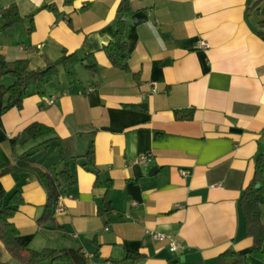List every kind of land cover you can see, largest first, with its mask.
<instances>
[{
    "label": "crops",
    "instance_id": "1",
    "mask_svg": "<svg viewBox=\"0 0 264 264\" xmlns=\"http://www.w3.org/2000/svg\"><path fill=\"white\" fill-rule=\"evenodd\" d=\"M121 1L0 3L23 17L3 27L0 16V60L42 69L78 52L97 63L95 71L78 65L73 85L60 65L47 94L32 85L21 109L3 111L14 78L0 80V161L52 173L68 162L73 179L60 196L59 229L39 223L48 197L34 173L20 167L0 177L6 201L16 192L24 198L12 218L19 241L34 250L81 248L90 264H219L228 249L264 264L251 254L240 202L264 154V0H128V71L106 52ZM192 109V119L175 116ZM33 123L52 131L31 137ZM92 145L93 164L85 156ZM142 154L150 160L139 162ZM98 174L113 182L109 213H100L107 187L95 184ZM151 230L181 247L172 252ZM0 264H19L1 239Z\"/></svg>",
    "mask_w": 264,
    "mask_h": 264
},
{
    "label": "trees",
    "instance_id": "2",
    "mask_svg": "<svg viewBox=\"0 0 264 264\" xmlns=\"http://www.w3.org/2000/svg\"><path fill=\"white\" fill-rule=\"evenodd\" d=\"M2 0H0L1 3ZM262 0L256 2V6ZM133 9L128 0H122L118 7L119 20L116 28V41L106 47V52L112 64L124 71L129 70L128 57L129 46L125 39L126 21L124 16L132 13ZM0 16L5 20L3 27H11L23 20L18 6H10L4 8L0 5ZM264 23V21H262ZM260 35L264 39V32ZM62 65L66 70L71 85L79 81L78 65H83L90 71L97 69V63L92 55L81 57L78 52L68 53L55 63L42 69H31L30 63L26 59L15 61L0 60V80L5 76L14 78V82L8 87L6 92V100L3 105V111L12 108L21 109L25 98L30 94L32 85L36 86V92L45 96L47 88L54 83L59 76V67ZM177 119H192L194 111L177 110L175 112ZM52 131V128L42 124L33 123L29 125L25 132L31 137H39ZM85 156L92 164L95 162L94 145L86 152ZM23 169L24 166H16L10 163L0 161V177ZM27 170L34 173L43 184L47 192V203L45 212L40 218L39 223L42 226H51L61 229L62 227L56 220V208L59 205L60 196L65 183L73 181L69 170V163L58 173H52L37 166H26ZM69 174V177L66 176ZM95 184L97 186L105 185L107 187L106 198L100 213H109L113 209V202L110 199V192L113 187L112 180L103 181L100 175H97ZM260 184V187L257 185ZM241 207L246 219V230L248 236L253 240L251 254L256 257L264 258V154L260 155L255 168L254 178L250 186L244 191L241 198ZM24 203V198L20 192H16L7 201L5 195H0V239L4 242L12 257L19 264H90V258L83 252L81 248H44L42 250H34L27 244L19 241V230L12 221L18 207ZM135 258V255H130ZM219 264H252L248 255L238 252L234 249H228L219 256Z\"/></svg>",
    "mask_w": 264,
    "mask_h": 264
},
{
    "label": "built area",
    "instance_id": "3",
    "mask_svg": "<svg viewBox=\"0 0 264 264\" xmlns=\"http://www.w3.org/2000/svg\"><path fill=\"white\" fill-rule=\"evenodd\" d=\"M199 47L202 48V49H208L210 47V44L206 40H201L199 42ZM54 102H55V99L54 98H50L48 100V104H53ZM148 160H150V154H142L138 158V161L139 162H147ZM181 173L183 175H186L188 173V171L181 170ZM61 211H62V206H58L56 208V213H59ZM150 233H151V235L153 236V238L155 240L160 241V242H166V243H168V246H169V248H170V250L172 252L178 251L179 248L181 247L180 242L172 234L165 233V232L158 231V230H151ZM93 264H100V263L94 262ZM104 264H113V263L110 262V261H108V262H106Z\"/></svg>",
    "mask_w": 264,
    "mask_h": 264
},
{
    "label": "water",
    "instance_id": "4",
    "mask_svg": "<svg viewBox=\"0 0 264 264\" xmlns=\"http://www.w3.org/2000/svg\"><path fill=\"white\" fill-rule=\"evenodd\" d=\"M168 62V61H167ZM156 170V168H154L151 172L150 175H153L154 171ZM257 187H260V184L257 185Z\"/></svg>",
    "mask_w": 264,
    "mask_h": 264
}]
</instances>
